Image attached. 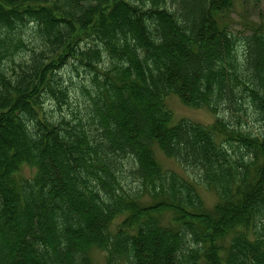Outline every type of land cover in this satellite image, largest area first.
Instances as JSON below:
<instances>
[{"label": "trees", "instance_id": "obj_1", "mask_svg": "<svg viewBox=\"0 0 264 264\" xmlns=\"http://www.w3.org/2000/svg\"><path fill=\"white\" fill-rule=\"evenodd\" d=\"M236 1L0 0V264H264V21Z\"/></svg>", "mask_w": 264, "mask_h": 264}, {"label": "rangeland", "instance_id": "obj_2", "mask_svg": "<svg viewBox=\"0 0 264 264\" xmlns=\"http://www.w3.org/2000/svg\"><path fill=\"white\" fill-rule=\"evenodd\" d=\"M255 6L257 7V9H253L254 11L250 12V19L256 22L264 21V0H259V2L255 4ZM243 12L244 10L242 8L241 1H236L235 10L233 12V18H235L236 23L239 24V26L237 25L236 30L241 29V14H243ZM72 75L76 76L75 73ZM166 104L169 109L173 112L175 122L183 118L192 120L194 122H200L203 124H211L214 122L215 118L211 111L205 108L199 109L188 106L183 103L177 95H172L168 97L166 99ZM18 137H20L21 139L20 133H18ZM158 157L164 169H171L183 173L181 167L175 160L167 158L162 152L158 153ZM199 190L200 195L202 196L206 204L210 207H213L218 200L216 193L214 191L206 190L203 188ZM93 255L96 264H106V255L102 251L96 250L93 252Z\"/></svg>", "mask_w": 264, "mask_h": 264}]
</instances>
